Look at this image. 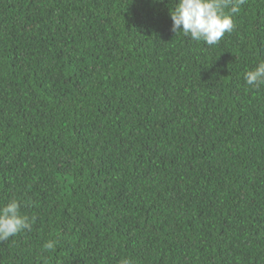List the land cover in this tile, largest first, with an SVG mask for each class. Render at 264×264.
Instances as JSON below:
<instances>
[{
	"label": "trees",
	"instance_id": "trees-1",
	"mask_svg": "<svg viewBox=\"0 0 264 264\" xmlns=\"http://www.w3.org/2000/svg\"><path fill=\"white\" fill-rule=\"evenodd\" d=\"M173 2L0 0V264H264V0L214 46Z\"/></svg>",
	"mask_w": 264,
	"mask_h": 264
},
{
	"label": "clouds",
	"instance_id": "clouds-1",
	"mask_svg": "<svg viewBox=\"0 0 264 264\" xmlns=\"http://www.w3.org/2000/svg\"><path fill=\"white\" fill-rule=\"evenodd\" d=\"M173 3L174 6L169 9L172 31L175 34L183 32L193 41H203L208 46H214L226 33L234 30L233 16L245 0H174ZM225 9H230V12L226 13ZM244 80L246 85L253 88L264 85V61L246 71ZM22 206V202L17 199H11L0 206V242L31 230L36 217L23 214ZM56 244L57 241L50 240L42 247L45 251H51Z\"/></svg>",
	"mask_w": 264,
	"mask_h": 264
}]
</instances>
